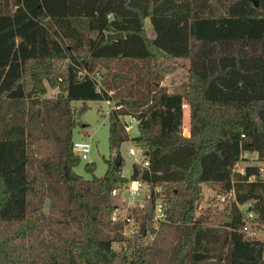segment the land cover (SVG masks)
<instances>
[{
	"label": "trees",
	"instance_id": "16d2710c",
	"mask_svg": "<svg viewBox=\"0 0 264 264\" xmlns=\"http://www.w3.org/2000/svg\"><path fill=\"white\" fill-rule=\"evenodd\" d=\"M176 60L189 62L188 81L170 90ZM46 83L59 93L45 96ZM90 100L113 103L112 152L142 150L130 177L121 155L102 176L94 163L91 178L75 170ZM245 152L264 163V0H0V264H264V240L243 230L245 204L264 224L262 166L239 172ZM132 181L153 190L136 218L150 223L163 193L169 224L129 252L115 249L126 238L114 192ZM204 185L233 194L223 219L196 218Z\"/></svg>",
	"mask_w": 264,
	"mask_h": 264
},
{
	"label": "rangeland",
	"instance_id": "374dc122",
	"mask_svg": "<svg viewBox=\"0 0 264 264\" xmlns=\"http://www.w3.org/2000/svg\"><path fill=\"white\" fill-rule=\"evenodd\" d=\"M146 31L148 36L155 37V31L151 24L150 18L146 19ZM188 65L187 60H176L169 63L167 71L164 74L162 81L163 85L172 90L176 85H179L183 81H188ZM47 84V97L56 96L60 89L52 88ZM82 102H75V106L79 107ZM88 109L77 118L78 123L73 132L74 140L89 139L92 144V150L88 159L81 157V162L76 166L77 173L83 175L86 178H91L93 174L85 168L86 163H94V173L97 176H102L107 170V163L105 158H108L111 154L113 156L121 155L124 158L122 166V173L124 176L130 177L132 173V166L135 162L143 160V154L141 149L137 147L132 141H126L122 144L119 152H112L109 144V111L113 103L108 101H87ZM126 121H130L129 133L132 137L139 134L137 122L130 116H125ZM190 110L189 105H184L183 116V134L184 136L190 135ZM134 148L137 151V156H131L129 150ZM45 155L40 157V161L44 162ZM112 156V157H113ZM249 164L260 165L264 167V163L257 159V154L252 152H245L243 159L238 162V169H245ZM264 176V171H263ZM131 183V182H130ZM130 183L122 186L114 192L116 198L117 207L115 208L114 218L118 221L125 223L123 228V236L126 238L123 243L116 242L115 249H126L129 252L132 250L130 244L134 242L142 244H153L161 239L164 234V226L168 225L166 218L164 220H155V213L153 220L150 223L141 222L136 218L137 211L145 209L148 206L149 199L151 197L152 188L144 183L143 186L135 193H131L129 190ZM154 192H164L163 187L157 186L154 188ZM162 196V197H161ZM164 197L163 193H160L156 202H159ZM222 197H225L223 199ZM233 194H218V191L209 188L208 185H204L203 197L199 202L195 216H208L209 213L217 214L218 220L223 219L222 211L225 209L226 202L229 199H233ZM245 217L246 227L248 234H253L255 238L264 240V224H259L257 221V214L249 209V205L245 204L241 206ZM211 220V216L209 221ZM143 224H145V233L142 234ZM167 227V226H166ZM138 236H142L138 238Z\"/></svg>",
	"mask_w": 264,
	"mask_h": 264
},
{
	"label": "built area",
	"instance_id": "2783aa9c",
	"mask_svg": "<svg viewBox=\"0 0 264 264\" xmlns=\"http://www.w3.org/2000/svg\"><path fill=\"white\" fill-rule=\"evenodd\" d=\"M73 149L80 157H82L83 159H88L89 158V154H90V152L92 150L91 141L89 139L74 140ZM141 152H142V150H141ZM129 153H130L131 156H137V151L134 148H131L129 150ZM140 162H138V163H140ZM144 166H149V162L145 161L144 162ZM237 170L239 172L243 173V174L245 173V169H243V168H241V169L237 168ZM261 171L263 173L264 167H261ZM143 184L144 183L142 181H132L130 183V186H129L130 192L131 193L137 192L143 186ZM222 198L225 199V197H222ZM154 218H155L156 221L164 220L166 218V214H165V212L163 210V200H160L159 202H156L155 217ZM247 229L248 228L246 227V224H245L244 229H243L244 232H246L248 237H253L254 236L253 234H248L247 233Z\"/></svg>",
	"mask_w": 264,
	"mask_h": 264
},
{
	"label": "water",
	"instance_id": "95a60500",
	"mask_svg": "<svg viewBox=\"0 0 264 264\" xmlns=\"http://www.w3.org/2000/svg\"><path fill=\"white\" fill-rule=\"evenodd\" d=\"M107 37L109 40H123L125 39V34L124 32L119 31V32L109 33ZM144 227H145V224H143V229L141 231L142 234L145 233Z\"/></svg>",
	"mask_w": 264,
	"mask_h": 264
},
{
	"label": "crops",
	"instance_id": "0c3cea01",
	"mask_svg": "<svg viewBox=\"0 0 264 264\" xmlns=\"http://www.w3.org/2000/svg\"><path fill=\"white\" fill-rule=\"evenodd\" d=\"M185 105V104H184ZM137 122V121H136ZM50 159V156L49 155H45V158H44V161H48ZM208 187L210 188V186L208 185Z\"/></svg>",
	"mask_w": 264,
	"mask_h": 264
}]
</instances>
